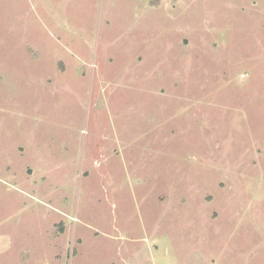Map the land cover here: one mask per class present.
I'll use <instances>...</instances> for the list:
<instances>
[{
  "label": "rangeland",
  "instance_id": "obj_1",
  "mask_svg": "<svg viewBox=\"0 0 264 264\" xmlns=\"http://www.w3.org/2000/svg\"><path fill=\"white\" fill-rule=\"evenodd\" d=\"M0 264H264V0H0Z\"/></svg>",
  "mask_w": 264,
  "mask_h": 264
}]
</instances>
